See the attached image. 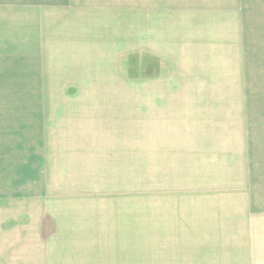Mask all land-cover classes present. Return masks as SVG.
Wrapping results in <instances>:
<instances>
[{"label":"rangeland","instance_id":"1","mask_svg":"<svg viewBox=\"0 0 264 264\" xmlns=\"http://www.w3.org/2000/svg\"><path fill=\"white\" fill-rule=\"evenodd\" d=\"M0 264H264V0H0Z\"/></svg>","mask_w":264,"mask_h":264},{"label":"crops","instance_id":"2","mask_svg":"<svg viewBox=\"0 0 264 264\" xmlns=\"http://www.w3.org/2000/svg\"><path fill=\"white\" fill-rule=\"evenodd\" d=\"M72 24L74 27V32L71 31L72 34L70 33L71 34L70 37H72L71 45H73L74 47L73 49H75L74 52L76 53V55H78V60H76V58H74V60L75 62H78L81 57H86L88 53L93 52L94 49L92 48H94V45H96L95 48H98L100 45H102L101 32L96 31V33H94V30L91 29L93 28V26H90L91 31H88L89 29L85 28V23L81 18H75V20L73 19ZM94 35H96V39H95L96 42H94ZM89 243H92V242L89 241ZM101 243H106V242H101ZM40 257H48V252L44 250L41 253Z\"/></svg>","mask_w":264,"mask_h":264}]
</instances>
